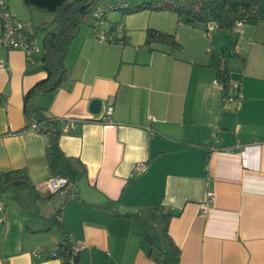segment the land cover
<instances>
[{
  "label": "crops",
  "instance_id": "crops-1",
  "mask_svg": "<svg viewBox=\"0 0 264 264\" xmlns=\"http://www.w3.org/2000/svg\"><path fill=\"white\" fill-rule=\"evenodd\" d=\"M5 4L35 36L54 18L22 0ZM116 10L109 15L120 19L124 43L81 26L65 56L67 80L31 100L58 121L50 154L23 110L25 92L47 75L42 41L34 36L39 50L27 60L0 40V175L27 174L20 186L0 185V264H62L48 252L63 230L82 244L80 264H156L146 235L158 203L175 213L168 234L179 264H264V21L206 32L174 12L136 25ZM150 26L173 33L182 49L144 45ZM230 36L235 44L226 48ZM212 51L229 69L227 91ZM93 98L101 100L97 114ZM139 162L146 167L133 174ZM56 174L69 184L48 198L40 186ZM41 249V258L32 255Z\"/></svg>",
  "mask_w": 264,
  "mask_h": 264
},
{
  "label": "trees",
  "instance_id": "trees-1",
  "mask_svg": "<svg viewBox=\"0 0 264 264\" xmlns=\"http://www.w3.org/2000/svg\"><path fill=\"white\" fill-rule=\"evenodd\" d=\"M22 1L28 7L38 8L54 14L50 24L42 27L45 33L42 38L41 62L47 75L30 87L23 96V110L27 121L34 119L37 131L48 137V154H50L60 134L58 121L43 114L41 108L31 104V100L38 92L54 91L67 80L66 53L73 39L79 33L80 27L85 24L91 25L92 13L96 11L101 0ZM126 1L119 0L115 6L109 7L120 9L123 14L144 9L171 11L186 24L204 26L206 32H209L206 28L208 24H213L214 29H223L232 33L231 29L237 22H240L241 25L246 23L256 25L260 21H264V0H132L131 4L125 5ZM105 8V10L109 9L108 7ZM105 10L102 12L105 13ZM121 31H123V28ZM114 36L115 41L121 44L124 43V33L122 35L114 33ZM152 43L169 45L172 50L180 51L182 49L181 43L177 41L173 33L148 27L145 30L144 45ZM234 44L235 41H232L230 46L233 47ZM210 65L216 69L217 81L221 84L223 90L227 91L231 82L226 63L219 57V54L212 51ZM23 178L27 179V174L23 170L4 172L0 175V185L10 186L13 181ZM58 193H49L48 198ZM156 210L157 213L150 217V220L161 226L162 236L157 239V242L147 237L148 256L156 264H179V248L168 234V223L170 218L175 216V213L164 210L160 203L157 204ZM152 229H155L153 224ZM55 248L56 255L54 257L60 258L62 264H80L78 252H74L72 242L64 230L63 240Z\"/></svg>",
  "mask_w": 264,
  "mask_h": 264
},
{
  "label": "built area",
  "instance_id": "built-area-1",
  "mask_svg": "<svg viewBox=\"0 0 264 264\" xmlns=\"http://www.w3.org/2000/svg\"><path fill=\"white\" fill-rule=\"evenodd\" d=\"M111 9V8H109ZM241 26L240 22H237L231 29L232 32H236ZM0 40L1 42L9 48L20 49L26 54L27 60H32V56L35 52H38V47L34 44V31L29 22H24L14 19V17L7 10L5 0H0ZM92 31L97 36V38L102 42H114V33L122 30V23H117L113 26H108L107 21L104 17L103 12L94 11L92 13V21L90 25ZM113 28V29H112ZM208 31L214 29L213 24H208L206 26ZM1 65V64H0ZM219 83V82H218ZM221 85V84H220ZM233 98L231 96L224 97V102L231 101ZM112 112V106H108L106 109V114L110 115ZM28 127L34 131H37V126L34 119L28 120ZM71 122L65 125L68 127ZM64 128V127H63ZM146 167L145 162H139L136 164L133 174H137L143 171ZM69 184V179L64 175H52L45 180V182L40 186V189H44L48 193H56L65 189ZM208 198L213 199V192L208 191ZM203 210L207 208V204H204ZM4 202L0 199V222L4 221ZM74 252H78L82 248L80 242L71 241ZM50 256L56 255V248L54 247L49 252ZM45 254V250L34 251L33 256L41 258Z\"/></svg>",
  "mask_w": 264,
  "mask_h": 264
},
{
  "label": "rangeland",
  "instance_id": "rangeland-1",
  "mask_svg": "<svg viewBox=\"0 0 264 264\" xmlns=\"http://www.w3.org/2000/svg\"><path fill=\"white\" fill-rule=\"evenodd\" d=\"M118 1L119 0H101L100 5L96 9V11L102 12L106 9L105 7L111 8V9L105 10V13H104V17L107 21V24L111 23V22H117L118 23L120 21V19H118L112 15H109L113 12H119V10H116L115 8L109 7L112 5L115 6L118 3ZM131 3H132V0H127L125 5H129ZM43 12H45V14H53L52 12L45 11V10ZM167 14H171V11H155V10L144 9V10H139V11H136L133 13H126V14H122V15L131 16V18H133L135 24L138 25L139 23H144V22H145V24L148 23L149 18L151 19V17H153L154 19H155V16H157L158 18H162L163 16H165ZM121 20L124 21L123 18H121ZM85 25H82V27ZM42 27H44V26H39V29H37L36 36H35V39H36L37 43L40 45V47H41L42 38H43L44 33H45V30ZM136 32H137V34H139L141 32V30L136 29V31H134V33H136ZM115 33H116V35L117 34L122 35L124 32L123 31H117ZM227 43L228 44H225V47L229 48L230 43H231V36L228 37ZM147 221H148L147 223H148V226L150 227V230L148 231V234L146 235V237H148L150 239H154L157 242V239H160L162 236V233H161L162 228L155 221H151L149 219ZM152 224L155 227V229H152Z\"/></svg>",
  "mask_w": 264,
  "mask_h": 264
},
{
  "label": "water",
  "instance_id": "water-1",
  "mask_svg": "<svg viewBox=\"0 0 264 264\" xmlns=\"http://www.w3.org/2000/svg\"><path fill=\"white\" fill-rule=\"evenodd\" d=\"M100 108H101V100L98 99V98H93L90 102V111L91 113L93 114H97L100 112ZM25 181L23 180H18V181H15L13 182V186H20L22 184H24Z\"/></svg>",
  "mask_w": 264,
  "mask_h": 264
}]
</instances>
